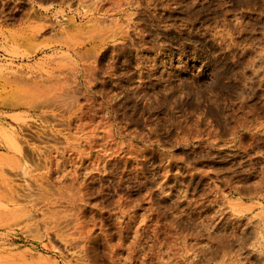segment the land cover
Masks as SVG:
<instances>
[{"label":"rangeland","instance_id":"374dc122","mask_svg":"<svg viewBox=\"0 0 264 264\" xmlns=\"http://www.w3.org/2000/svg\"><path fill=\"white\" fill-rule=\"evenodd\" d=\"M0 264H264V0H0Z\"/></svg>","mask_w":264,"mask_h":264},{"label":"bare ground","instance_id":"6f19581e","mask_svg":"<svg viewBox=\"0 0 264 264\" xmlns=\"http://www.w3.org/2000/svg\"><path fill=\"white\" fill-rule=\"evenodd\" d=\"M261 235H263V233Z\"/></svg>","mask_w":264,"mask_h":264}]
</instances>
